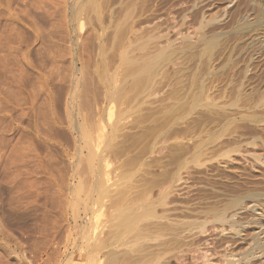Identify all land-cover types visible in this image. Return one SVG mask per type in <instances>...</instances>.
Masks as SVG:
<instances>
[{"label": "rangeland", "instance_id": "374dc122", "mask_svg": "<svg viewBox=\"0 0 264 264\" xmlns=\"http://www.w3.org/2000/svg\"><path fill=\"white\" fill-rule=\"evenodd\" d=\"M263 6L264 0H0V264H118L95 236L87 240L73 225L77 195L68 185L83 183L81 199L92 186L82 133L93 143L102 135L100 148L112 157L110 193L128 169L131 182L157 205L166 201L162 207L174 217L187 207L195 213L188 211L190 218L204 219L211 206L229 209V217L235 212L236 231L206 215L209 236L201 235L216 251L224 252L226 237L234 259L255 250L253 239L264 229ZM232 198H241L240 212L230 207ZM102 201L95 218L105 236L113 204ZM253 252L241 264H264L261 249Z\"/></svg>", "mask_w": 264, "mask_h": 264}, {"label": "bare ground", "instance_id": "6f19581e", "mask_svg": "<svg viewBox=\"0 0 264 264\" xmlns=\"http://www.w3.org/2000/svg\"><path fill=\"white\" fill-rule=\"evenodd\" d=\"M192 1V0H191ZM234 2V1H233ZM259 2V1H258ZM262 4V3H261ZM228 6V5H227ZM264 7V6H263ZM203 9V8H201ZM188 10V9H187ZM201 11V10H200ZM230 14V13H229ZM236 14V13H234ZM208 16V15H207ZM186 18V17H185ZM198 21V20H197ZM240 21V20H239ZM237 22V21H236ZM248 22V21H247ZM251 23V22H250ZM249 23V24H250ZM259 22H257L258 24ZM229 24V23H228ZM254 24V23H252ZM243 26V25H242ZM215 27V26H214ZM217 27V26H216ZM227 28V27H226ZM235 28V27H234ZM232 29V28H231ZM256 30V28H255ZM262 30V29H261ZM240 31V30H239ZM211 32V31H210ZM252 32V31H251ZM242 33V32H241ZM235 34V33H234ZM240 34V33H239ZM258 34V33H257ZM263 34V33H262ZM190 35V34H189ZM192 35V34H191ZM206 35V34H205ZM236 35V34H235ZM237 36V35H236ZM214 37V36H213ZM247 37V36H246ZM215 38V37H214ZM232 38V37H231ZM229 39V38H228ZM234 39V38H233ZM241 39V38H240ZM210 40V39H209ZM217 40V39H216ZM232 40V39H230ZM257 41V40H256ZM222 42V41H221ZM205 43V42H204ZM217 43V42H216ZM226 43V42H225ZM229 44V43H228ZM212 45V44H211ZM218 46V45H217ZM227 46V45H226ZM242 46V45H241ZM185 47V46H184ZM190 47V46H189ZM195 47V46H194ZM229 47V46H228ZM233 47V46H231ZM235 47V45H234ZM211 48V46H210ZM215 48V47H214ZM194 49V48H193ZM226 49V47H225ZM239 49V48H238ZM204 50V49H203ZM215 50V49H214ZM223 50V49H222ZM202 51V49L200 50ZM231 51V50H230ZM229 51V52H230ZM187 52V51H186ZM198 52V51H197ZM225 52V51H224ZM206 53V51H205ZM194 53H192L193 55ZM207 54V53H206ZM224 54V53H223ZM218 55V54H217ZM230 55V54H228ZM148 57V56H147ZM212 57V56H211ZM205 58V57H204ZM148 59V58H147ZM228 59V58H227ZM226 59V60H227ZM205 60V59H204ZM144 61V60H143ZM148 61V60H146ZM145 61V62H146ZM198 61V60H197ZM142 62V61H141ZM203 62V61H202ZM147 63V62H146ZM150 63V62H149ZM227 63V62H226ZM195 64V63H194ZM231 64V63H230ZM141 65V64H140ZM146 65V64H145ZM193 65V64H192ZM207 65V64H206ZM232 66V65H231ZM236 66V65H235ZM238 66V65H237ZM191 67V65H190ZM207 67V66H206ZM153 68V67H152ZM203 68V67H202ZM201 68V69H202ZM235 68V67H234ZM233 68V69H234ZM205 69V68H204ZM220 69V68H219ZM197 70V69H196ZM149 71V70H148ZM204 71V70H203ZM214 71V70H213ZM155 72V71H154ZM223 73V71H221ZM230 72V71H229ZM233 72V71H232ZM153 73V72H152ZM189 73V72H188ZM191 73V72H190ZM198 74V73H197ZM215 74V73H214ZM144 75V74H143ZM147 75V73H146ZM195 75V74H194ZM222 75V74H221ZM186 76V75H185ZM200 76V75H199ZM215 76V75H214ZM213 76V77H214ZM230 76V75H229ZM144 77V76H143ZM187 77V76H186ZM189 77V76H188ZM194 77V76H193ZM201 77V76H200ZM217 77V76H216ZM190 78V77H189ZM203 78V77H202ZM88 79V78H87ZM146 79V78H145ZM195 79V78H194ZM227 79V77H226ZM231 79V78H230ZM89 80V79H88ZM87 80V81H88ZM200 80V79H199ZM188 81V80H187ZM195 81V80H194ZM197 81V80H196ZM239 81V80H238ZM135 82V81H134ZM189 82V81H188ZM207 82V81H206ZM209 82V81H208ZM92 84V83H91ZM108 84V83H107ZM138 84V83H137ZM98 85V84H97ZM145 85V84H144ZM90 87V85H88ZM93 86V85H92ZM198 86V85H197ZM100 87V86H99ZM109 87V86H108ZM199 87V86H198ZM91 88V87H90ZM93 88V87H92ZM88 89V88H86ZM200 89V88H199ZM84 90V89H83ZM89 90V89H88ZM100 91V90H99ZM98 91V92H99ZM196 91V89H195ZM202 91V90H201ZM75 92V91H74ZM96 92V91H95ZM86 93V92H84ZM94 94V93H93ZM173 94V93H172ZM176 94V93H175ZM181 94V93H180ZM186 94V93H185ZM195 94V93H194ZM199 94V93H198ZM86 96L85 94H82V96ZM89 95V94H88ZM87 95V96H88ZM95 95V94H94ZM197 95V94H196ZM181 96V95H179ZM184 96V95H183ZM190 96V95H189ZM172 97H174L172 95ZM67 98V97H66ZM93 98V97H92ZM197 98V97H196ZM85 99V98H82ZM189 99V98H188ZM187 99V101H188ZM194 99V98H193ZM155 100V99H154ZM160 100V99H159ZM181 100V99H180ZM201 100V99H200ZM138 101V100H137ZM82 102V101H81ZM90 102V101H89ZM140 102V101H139ZM190 102V101H189ZM62 103V102H61ZM68 103V102H67ZM156 103V102H155ZM177 103V102H176ZM185 103V102H184ZM191 103V102H190ZM86 104V103H85ZM170 104V103H169ZM50 105V104H49ZM82 105V104H81ZM93 105V104H92ZM95 105V103H94ZM167 105V104H166ZM189 105V103L187 104ZM192 105V104H191ZM63 106V105H62ZM86 106V105H85ZM84 106V107H85ZM132 106V105H131ZM146 106V105H145ZM160 106V105H159ZM181 106V105H180ZM179 106V107H180ZM90 107V106H88ZM87 107V108H88ZM97 107V106H96ZM187 107V106H186ZM86 108V109H87ZM145 108V107H144ZM153 108V107H152ZM157 108V107H156ZM167 108V107H166ZM189 108V107H188ZM143 109V108H142ZM187 109V108H186ZM185 109V111H186ZM47 110V109H46ZM91 110V109H90ZM140 110V109H139ZM171 110V109H170ZM189 110V109H188ZM45 111V110H44ZM64 111V110H63ZM156 111V110H155ZM159 111V110H158ZM168 111V110H167ZM208 111V110H207ZM78 112V111H77ZM89 112V111H88ZM96 112V111H95ZM203 112V111H202ZM224 112V111H223ZM45 113V112H44ZM47 113V112H46ZM59 113V112H58ZM93 113V112H92ZM123 113V112H122ZM128 113V112H127ZM155 113V112H153ZM159 113V112H158ZM185 113V112H184ZM217 113V112H216ZM48 114V113H47ZM90 114V113H89ZM146 114V113H145ZM176 114V113H175ZM181 114V113H180ZM183 114V113H182ZM206 114V113H205ZM215 114V113H214ZM223 114V113H222ZM227 114V113H226ZM65 115V114H64ZM71 115V114H70ZM142 115V114H141ZM168 115V114H167ZM173 115V114H172ZM179 115V114H178ZM177 115V116H178ZM220 115V114H219ZM43 116V115H42ZM49 116V115H48ZM85 116V115H84ZM83 116V117H84ZM87 116V115H86ZM92 116V115H91ZM95 116V115H94ZM139 116V115H138ZM45 117V116H44ZM137 117V116H136ZM145 117V116H143ZM153 117V116H152ZM170 117V116H169ZM175 117V116H174ZM222 117V116H221ZM225 117V116H224ZM223 117V118H224ZM77 118V117H76ZM134 118V117H133ZM47 119V118H46ZM51 119V118H49ZM86 119V118H85ZM168 118H166L167 120ZM197 119V118H196ZM92 120V119H91ZM136 120V119H135ZM144 120V119H143ZM159 120V119H158ZM183 120V119H182ZM72 121V120H71ZM85 121V120H84ZM96 121V120H95ZM146 121V120H144ZM157 121V119H156ZM169 121V119H168ZM53 122V121H52ZM62 122V121H61ZM133 122V120H132ZM166 122V121H165ZM196 122V121H195ZM48 123V122H46ZM55 123V122H54ZM86 123V122H85ZM91 123V122H90ZM93 123V122H92ZM98 123V122H97ZM119 123V122H118ZM142 123V122H141ZM186 123V122H185ZM222 123V122H221ZM69 124V123H68ZM82 124V123H80ZM111 124V123H109ZM124 124V123H123ZM85 125V124H84ZM139 125V124H138ZM162 125V124H161ZM48 126V125H47ZM52 126V125H51ZM54 126V125H53ZM156 126V124L154 125ZM158 126V125H157ZM203 126V124L201 125ZM50 127V126H49ZM78 127V126H77ZM98 127V125H97ZM96 127V128H97ZM101 127V124H100ZM98 127V128H100ZM143 127V126H142ZM147 127V126H146ZM149 127V126H148ZM51 128V127H50ZM82 128V125H81ZM141 128V127H140ZM159 128V127H158ZM161 128V127H160ZM164 128V127H163ZM175 128V127H174ZM183 128V127H182ZM60 129V128H59ZM162 129V128H161ZM178 129V127H177ZM84 130V129H82ZM118 130V128H117ZM116 130V131H117ZM159 130V129H158ZM174 130V129H173ZM176 130V129H175ZM187 130V129H186ZM114 131V130H113ZM171 131V130H170ZM180 131V130H179ZM47 132V131H46ZM52 132V131H50ZM86 132V131H85ZM93 132V131H92ZM100 132V131H99ZM153 132V131H152ZM175 132V131H174ZM178 132V131H177ZM68 133V132H67ZM101 133V132H100ZM111 133V132H110ZM150 133V131H149ZM172 133V132H171ZM78 134V133H77ZM91 134V133H90ZM86 135L85 133H82V138L84 140V146L83 148L86 149L88 151V156L86 161H88L89 167L91 168V175H89V177L91 176L92 178V186L89 189L90 192H88V196L86 197V199H81L83 194L85 195V191L83 188H81L80 185V181L79 183H77L76 185H68L69 190L71 191L72 196L74 194L77 195V197H75V201L74 202V206L73 207V222H74V227L76 229H78L79 231L82 232V237L83 238H87V240H89L88 238H92L95 236V241L96 243L101 247L106 248L109 252L105 251L108 253V256L112 261V262H116L118 264H241V262H251V258L253 259V251L256 250V248L259 247V249H261L262 253H260V255L257 256H261L264 257V229L261 230V232H258L256 234V237L253 239L255 240L254 244L257 243V247L255 248V250H253L254 248H249L251 249L250 252H248L247 254H245L242 258L239 259H234V252L228 250L230 248V240L225 238V240L223 239V242L225 241L226 246L224 249H222V251L224 250V252L220 253L219 251H216V247L213 248L214 244L212 245L213 242L210 241V238H206L204 239L203 235H205L204 233H207L208 228L207 225L210 222L211 223V218L210 220H207V214L211 213L214 214V220L215 221H219L221 222V224L227 223L229 225V227H231V229H234V226H236V218L234 219V216H236V213L234 212V214H232L230 217L226 214V211L229 209L227 208V204L225 203L226 207H224L226 209V211L224 209H215L213 206V208L209 207L208 211L207 209L206 212L205 210L202 211L205 214V218L204 219H200L202 218L199 214V216H197V218H190L189 217V213L194 214L195 213L190 211L188 213V211L186 210L187 208L189 209V207L185 208V210H181L183 211L182 214H178L176 217L172 216L174 214H172V210H170L169 207H166V212L165 209L162 207V205L166 206V201L162 202L161 204L154 201L152 199V197H149L148 195H146V193H143V191L145 190L143 187V191L141 189V185H138L136 183L131 182V173H127L129 172L128 169H125V171H122L123 175V183L121 184L119 187V189L117 191H115V193H110V190L106 187V183L108 182L107 179H109L108 175L110 174L108 167H109V163H110V157H108V153H106L105 147L100 148V137L102 136H97L95 143L91 142V136ZM129 134V133H128ZM138 134V133H137ZM136 134V135H137ZM151 134V133H150ZM51 135V134H50ZM53 135V134H52ZM112 135V134H111ZM141 135V134H140ZM179 135V134H178ZM48 136V135H47ZM169 136V135H168ZM53 137V136H52ZM150 137V136H149ZM148 137V138H149ZM50 138V137H49ZM124 138V137H123ZM133 138V137H132ZM140 138V137H139ZM153 138V137H152ZM167 138V137H166ZM172 138V137H171ZM175 138V137H174ZM105 139V138H104ZM112 139V138H111ZM145 139H147V137L145 136ZM135 140V139H134ZM140 140V139H139ZM148 140V139H147ZM168 140V139H166ZM173 140V139H172ZM136 141V140H135ZM144 141V139L142 140ZM72 142V141H71ZM150 142V141H149ZM165 142V141H164ZM77 143V142H76ZM81 143V142H80ZM93 145H92V144ZM106 143V142H105ZM144 143V142H143ZM195 143V142H194ZM203 143V142H202ZM67 144V143H66ZM65 144V145H66ZM129 144V143H128ZM140 144V143H139ZM182 144V143H181ZM201 144V143H200ZM70 145V144H69ZM133 145V143H132ZM131 145V146H132ZM136 145V144H134ZM150 145V143H149ZM148 145V146H149ZM196 145V144H195ZM125 146V145H124ZM171 146V145H170ZM178 146V144H177ZM176 146V147H177ZM102 147V146H101ZM108 147V146H107ZM128 147V146H127ZM147 147V146H146ZM163 147V146H162ZM195 147V146H194ZM72 148V147H71ZM79 148V147H78ZM100 148V149H99ZM109 148V147H108ZM116 148V147H115ZM126 148V147H125ZM128 149V148H127ZM130 149V147H129ZM128 149V150H129ZM145 149H148L145 148ZM165 149V148H164ZM179 149V148H178ZM195 149V148H194ZM199 149V148H198ZM123 150V149H122ZM127 150V151H128ZM176 150V149H175ZM192 150V149H191ZM207 150V149H206ZM53 151V150H52ZM140 151H142L140 149ZM146 151L143 152L146 155ZM163 151V150H162ZM17 152V151H16ZM60 152V151H59ZM108 152V151H107ZM159 152V150H158ZM185 152V151H184ZM188 152V151H186ZM68 153V152H67ZM74 153V152H73ZM78 153V152H77ZM76 153V154H77ZM123 153V152H122ZM126 153V152H125ZM141 153V152H140ZM142 153V154H143ZM202 153V152H200ZM21 154V153H20ZM43 154V153H42ZM47 154V153H46ZM49 154V153H48ZM51 154V153H50ZM61 154V153H60ZM83 155V153H81ZM86 154V153H85ZM140 156H144L143 155ZM165 154V153H164ZM178 154V152H177ZM180 154V153H179ZM27 155V154H26ZM110 155V154H109ZM116 155V154H115ZM176 155V154H175ZM182 155V154H181ZM187 155V154H186ZM199 155V154H198ZM76 156V155H75ZM74 156V157H75ZM167 156V155H166ZM179 156V155H178ZM177 156V157H178ZM183 156V155H182ZM28 157V156H27ZM49 157V155H48ZM115 157V156H114ZM119 157V155H118ZM138 157V156H137ZM156 157V156H154ZM160 157V156H159ZM197 157V156H196ZM51 158V157H50ZM84 158V157H82ZM81 158V160H82ZM152 158V157H151ZM194 158V157H193ZM24 159V158H23ZM30 159V158H29ZM60 159V158H59ZM62 159V158H61ZM80 159V158H79ZM78 159V162H80V160ZM116 159V158H115ZM128 159V158H127ZM136 159V158H135ZM54 160V159H53ZM57 160V159H56ZM119 160V159H118ZM131 160H133L131 158ZM140 160V159H139ZM151 160V159H150ZM84 161V160H83ZM112 161V160H111ZM126 162H129L128 160H125ZM124 161V162H125ZM141 161V160H140ZM23 162V161H22ZM60 162V161H59ZM77 165L79 166V163ZM117 162V161H116ZM132 161H130L129 163L131 164ZM138 162V160H137ZM142 162V161H141ZM57 163V161H56ZM85 163V162H84ZM134 163V161H133ZM168 163V162H166ZM183 163V162H182ZM52 164V163H51ZM67 164V163H65ZM70 164V163H69ZM83 164V163H82ZM119 164V163H118ZM123 164V163H121ZM120 164V165H121ZM127 164V163H126ZM151 164V163H150ZM56 165V164H55ZM63 165V164H62ZM76 165V166H77ZM85 165V166H84ZM83 166L86 167V164H84ZM116 165V163H115ZM134 165V164H133ZM137 165V164H136ZM14 166V165H13ZM69 166V165H68ZM77 166V167H78ZM122 166V165H121ZM182 166V164H181ZM16 167V166H15ZM39 167V166H38ZM49 167V166H48ZM156 167V166H155ZM159 167V166H158ZM24 168V167H23ZM79 168V167H78ZM78 168H76L78 170ZM123 168V167H121ZM120 168V169H121ZM133 168V167H132ZM164 168V167H163ZM86 169V168H85ZM130 169V168H129ZM173 169V168H172ZM171 169V170H172ZM35 170V169H34ZM119 170V169H118ZM117 170V171H118ZM157 170V169H156ZM41 171V170H40ZM85 171V170H84ZM52 172V171H51ZM74 172V171H73ZM72 172V173H73ZM81 172V171H80ZM83 172V171H82ZM88 172V171H86ZM85 172V173H86ZM115 172V171H114ZM161 172V171H160ZM33 173V172H32ZM36 173V172H35ZM39 173V172H38ZM64 173V172H63ZM154 173V172H152ZM150 173V174H152ZM163 173V172H162ZM165 173V172H164ZM171 173V172H170ZM47 174V173H46ZM58 174V173H57ZM79 173H77L75 171L74 176L76 177V175H78ZM88 174V173H87ZM86 174V175H87ZM167 174H169L167 172ZM174 174V173H172ZM184 174V173H183ZM17 175V174H16ZM40 175V174H39ZM119 176V174H117ZM155 175H156V171H155ZM57 176V175H55ZM66 176V175H65ZM148 176V174H147ZM157 176V175H156ZM168 176V175H167ZM81 177V176H80ZM145 177V176H144ZM74 178V177H73ZM82 178V177H81ZM86 178V176H85ZM120 178V177H119ZM161 178V177H160ZM61 179V178H60ZM115 179V178H114ZM149 179V178H146ZM144 179V180H146ZM12 180V179H11ZM15 180V179H14ZM28 180V179H27ZM59 180V179H58ZM65 180V179H64ZM82 180V179H81ZM116 180V179H115ZM150 180V179H149ZM148 180V181H149ZM153 180V179H151ZM159 180V179H156ZM183 180V179H182ZM23 181V180H22ZM113 181V180H112ZM122 181V180H120ZM139 181L140 180H137ZM155 181V180H154ZM163 181V180H162ZM170 181V180H168ZM27 182V181H26ZM66 182V181H65ZM138 182V183H139ZM147 182V181H146ZM63 183V181H62ZM89 183V182H88ZM87 183V185H88ZM150 183V182H149ZM153 183V182H151ZM150 183V186H151ZM155 183V182H154ZM158 183V182H157ZM160 184L162 182H159ZM259 183V182H258ZM34 184V183H33ZM64 184V183H63ZM83 184V183H81ZM140 184V183H139ZM148 184V183H147ZM146 184V186H147ZM14 185V184H13ZM41 185V184H40ZM149 185V184H148ZM159 185V184H158ZM180 185V184H179ZM258 185V184H257ZM85 186V185H84ZM144 186V185H142ZM161 186V185H160ZM186 186V185H185ZM38 187V186H37ZM45 187V186H44ZM48 187V186H47ZM62 187V186H61ZM88 187V186H86ZM154 188V186H152ZM252 187V186H251ZM139 188L141 189V191L139 190ZM163 188V187H162ZM165 188V187H164ZM167 188V187H166ZM234 188V187H233ZM247 188V187H246ZM255 188V187H254ZM253 188V189H254ZM63 189H67V186ZM117 189V188H116ZM149 188H147L146 191H148ZM170 189V188H169ZM181 189V188H180ZM227 189V188H226ZM238 189V188H237ZM264 189V188H263ZM40 190V189H39ZM68 190V189H67ZM152 190V189H151ZM166 190V189H165ZM52 191V190H51ZM66 191V190H65ZM150 191V190H149ZM164 191V190H163ZM183 191V190H182ZM227 191V190H226ZM234 191V190H233ZM60 192V191H59ZM69 192V191H68ZM152 192V191H151ZM179 192V191H178ZM257 192V191H256ZM58 193V192H57ZM66 193V192H65ZM62 194L64 196H66V194ZM246 193V192H245ZM252 193V192H251ZM255 194V192H253ZM70 194V193H68ZM210 194V193H209ZM218 194V193H217ZM89 195H91V197H89ZM259 195V194H258ZM71 196V197H72ZM75 196V195H74ZM154 196V195H153ZM205 196V195H204ZM214 196V195H213ZM229 196V195H228ZM247 196V195H246ZM250 196V193H249ZM104 197L110 198L113 204V208L110 210V217H109V224H108V232L105 231V236H103L102 234L104 233V231L102 230V223L99 221L100 219L97 220V216L95 218V213L101 209V207L104 204V201H102V199ZM206 197V196H205ZM211 197V196H210ZM220 197V196H219ZM239 197V196H238ZM245 197V196H244ZM251 197H257V193L256 196H253V194L251 195ZM67 198V197H66ZM74 198V197H73ZM183 198V197H182ZM185 198V197H184ZM207 198V197H206ZM214 198V197H213ZM234 198V197H233ZM232 198V199H233ZM249 198V197H248ZM58 199V198H57ZM180 199V198H179ZM231 199V200H232ZM243 199V198H242ZM254 199V198H253ZM252 199V200H253ZM40 200V199H38ZM177 200V199H176ZM214 200V199H213ZM222 201V199H220ZM229 200V199H228ZM245 200V199H244ZM247 200V199H246ZM251 200V201H252ZM47 201V200H46ZM55 201V200H54ZM62 201V198H61ZM60 201V202H61ZM169 201V200H168ZM184 201V200H183ZM225 201V200H224ZM40 202V201H39ZM230 202V201H229ZM106 203V201H105ZM201 203V202H200ZM214 203V202H213ZM219 203V202H218ZM241 203H243L241 201V198H235L232 200V202L230 203V207H234L237 208V206L241 205ZM63 204V203H62ZM202 204V203H201ZM206 204V202H205ZM56 205V204H55ZM159 205H161L160 207L162 208V212L159 213L158 208ZM185 205V204H184ZM254 205H257L254 204ZM260 205V204H259ZM61 206V204H60ZM65 206V204H64ZM63 206V207H64ZM168 206V204H167ZM200 206V205H199ZM224 206V204H223ZM220 206V207H223ZM106 207V206H105ZM171 207V206H170ZM182 207H184L182 205ZM198 207V206H196ZM240 207V206H239ZM250 207V206H249ZM252 207V206H251ZM257 207V206H256ZM259 207V206H258ZM59 208V207H58ZM109 208V207H108ZM107 208V209H108ZM174 208L176 209V207L174 206ZM173 208V209H174ZM178 208V207H177ZM181 208V206H180ZM254 208V207H253ZM179 209V208H178ZM177 209V210H178ZM192 209V208H191ZM231 209V208H230ZM175 210V212L177 211ZM180 210V209H179ZM178 210V211H179ZM238 210V208H237ZM241 211H243L242 209H240ZM174 211V210H173ZM239 211V210H238ZM256 211V209L254 210ZM46 212V211H45ZM54 212V211H53ZM56 212V211H55ZM108 212V211H107ZM202 212H197V213H202ZM237 212V211H236ZM240 212V211H239ZM101 213V212H100ZM178 213V212H177ZM180 213V211H179ZM228 213V211H227ZM238 214V213H237ZM97 215V213H96ZM176 215V214H175ZM190 215V216H191ZM193 216V215H192ZM191 216V217H192ZM103 217V216H102ZM208 217H211L210 215ZM237 217V216H236ZM99 218V217H98ZM104 218V217H103ZM213 218V217H212ZM27 219V218H26ZM50 219V218H49ZM239 220V216L237 218ZM103 221V220H102ZM108 221V219H107ZM242 221V220H241ZM218 223V222H217ZM239 223V222H238ZM242 223V222H241ZM240 223V224H241ZM257 223V222H256ZM213 224V221H212ZM243 224V223H242ZM244 223V225L242 226H246ZM259 224V223H258ZM261 225L263 223H260ZM226 225V224H225ZM223 227H226V226ZM249 225V224H248ZM256 225V224H255ZM264 225V224H263ZM240 226V225H239ZM260 226V225H259ZM257 227V226H256ZM255 227V228H256ZM211 228V227H210ZM227 228V227H226ZM245 228V227H244ZM241 229V227L239 228V230ZM226 229H222V231L224 232ZM243 230V229H241ZM212 231V230H211ZM214 231V230H213ZM230 231V230H229ZM236 231V230H235ZM222 232V233H223ZM228 232V230H227ZM231 232V231H230ZM230 232L228 235H230ZM225 233V232H224ZM232 234L234 233L233 231L231 232ZM239 233V232H238ZM68 234V232H67ZM203 234V235H201ZM235 234V233H234ZM233 234V235H234ZM240 234V233H239ZM236 232V235H239ZM263 234V235H262ZM208 235V233H207ZM227 235V236H228ZM241 235V234H240ZM57 236V235H56ZM61 236V235H60ZM103 236V237H102ZM209 236V235H208ZM207 236V237H208ZM226 236V234L224 235ZM255 236V235H253ZM55 237V236H54ZM102 237V238H101ZM252 237V236H251ZM14 238V237H13ZM70 238V237H69ZM81 238V236H80ZM98 238V240H97ZM229 238V237H228ZM235 238V235L233 237ZM253 238V237H252ZM15 239V238H14ZM55 239V238H53ZM92 240V239H91ZM245 240V239H244ZM68 241V240H67ZM73 242V241H72ZM86 242V241H85ZM215 242V241H214ZM218 242L220 243V241L218 240ZM222 242V243H223ZM234 242V241H233ZM232 242V243H233ZM239 242V241H238ZM68 243V242H67ZM71 243V242H70ZM75 243V242H74ZM95 243V242H94ZM216 243V242H215ZM221 243V244H222ZM83 244V243H82ZM61 245V244H60ZM64 245V244H63ZM91 245V244H90ZM212 245V248L215 249L213 250L212 248H210V246ZM232 245V244H231ZM256 245V244H255ZM73 246V245H72ZM75 246V245H74ZM73 246V247H74ZM216 246V245H215ZM218 246V245H217ZM77 247V246H76ZM95 247V246H94ZM98 247V246H97ZM229 247V248H228ZM103 248V249H104ZM76 249V248H75ZM100 248H98L99 250ZM102 249V248H101ZM245 249V248H244ZM221 250V249H219ZM93 251V250H92ZM236 253V252H235ZM257 253V252H256ZM82 256V255H81ZM85 256V255H84ZM257 256L255 258H257ZM87 257V256H86ZM260 257V258H261ZM104 259V258H103ZM106 260V259H105ZM109 261V260H107ZM106 262V261H105ZM111 262H109L110 264Z\"/></svg>", "mask_w": 264, "mask_h": 264}]
</instances>
